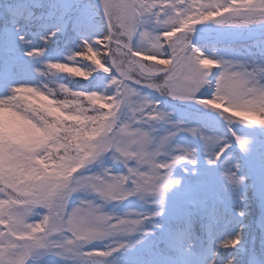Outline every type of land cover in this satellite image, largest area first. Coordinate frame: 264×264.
I'll list each match as a JSON object with an SVG mask.
<instances>
[{"label":"snow or ice","instance_id":"6c2138e0","mask_svg":"<svg viewBox=\"0 0 264 264\" xmlns=\"http://www.w3.org/2000/svg\"><path fill=\"white\" fill-rule=\"evenodd\" d=\"M242 4L0 0V101L44 96L80 117L56 121L74 143L103 139L98 163L71 173L79 191L64 175L47 177L43 200L0 182V264H251L249 194L264 203V25L235 22ZM54 70L84 78L59 83L80 111L49 99L48 84L63 80ZM105 183L122 186L118 199L101 195ZM37 204L50 214L34 215Z\"/></svg>","mask_w":264,"mask_h":264},{"label":"clouds","instance_id":"9594fccd","mask_svg":"<svg viewBox=\"0 0 264 264\" xmlns=\"http://www.w3.org/2000/svg\"><path fill=\"white\" fill-rule=\"evenodd\" d=\"M241 7L245 10L234 14L235 22L264 25V0H259V3L244 0ZM60 101L62 107L75 111L83 107L77 99L67 96ZM79 119L77 116H65L52 101L32 92L0 101V182L17 183L33 199L43 200L53 191L52 181L47 177L64 175L71 182V188L79 191L80 178L71 173L97 164L99 146L103 143V139L97 137L74 143L63 131V124L57 126L56 123L57 120ZM39 160L50 161L52 171L41 167ZM97 190L101 195L118 199L123 189L122 186L109 189L105 183ZM33 211L34 215L41 217L50 214L46 204H37ZM261 234L264 235V226H261ZM251 257V264H264V242L259 251L251 252ZM233 259L224 261V264H232Z\"/></svg>","mask_w":264,"mask_h":264},{"label":"trees","instance_id":"16d2710c","mask_svg":"<svg viewBox=\"0 0 264 264\" xmlns=\"http://www.w3.org/2000/svg\"><path fill=\"white\" fill-rule=\"evenodd\" d=\"M103 51V49H102ZM78 60H83V58H77ZM102 59V57H101ZM68 64V67L70 68H78L80 67V64L67 61L66 59L64 61H61ZM84 63H91L90 61H83ZM83 70V69H82ZM55 75L58 77H63V80L57 81L56 83H49L48 87H51L54 89V95L49 97V99L53 100H63L65 98V94L59 90V83H65L67 87L72 88V83L76 80H83V77H78L74 73L71 72H60L58 70H54ZM72 90H78V89H72ZM47 94V93H45ZM71 97H69L70 99ZM87 106V105H86ZM91 114V113H89ZM249 211H248V219L245 220V224L248 226L247 228V236L249 240V244H255L256 250L259 251V241H258V234L261 230V226H264V210L263 206L262 208L259 206H254V202H256V199L254 197V193L249 194ZM259 202V201H258ZM257 202V203H258ZM233 218V213L229 212V221H231ZM235 219H239L236 217ZM223 227H228L231 229L232 227H235V224L232 222H226L223 224Z\"/></svg>","mask_w":264,"mask_h":264},{"label":"rangeland","instance_id":"374dc122","mask_svg":"<svg viewBox=\"0 0 264 264\" xmlns=\"http://www.w3.org/2000/svg\"><path fill=\"white\" fill-rule=\"evenodd\" d=\"M254 197H255V199H256V202H254V206L256 207V206H259V207H261L262 208V206H263V210H264V203H262V201H261V197H260V195L258 194V193H254ZM259 201V202H258ZM258 202V203H257ZM222 227H223V225H222ZM227 229H229L228 227H227ZM230 230V229H229Z\"/></svg>","mask_w":264,"mask_h":264}]
</instances>
